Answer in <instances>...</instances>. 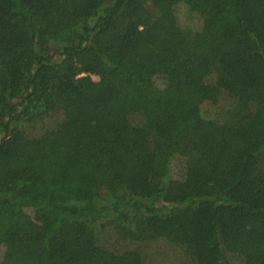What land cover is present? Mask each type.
I'll return each instance as SVG.
<instances>
[{
	"label": "trees",
	"instance_id": "16d2710c",
	"mask_svg": "<svg viewBox=\"0 0 264 264\" xmlns=\"http://www.w3.org/2000/svg\"><path fill=\"white\" fill-rule=\"evenodd\" d=\"M0 264H264V0H0Z\"/></svg>",
	"mask_w": 264,
	"mask_h": 264
},
{
	"label": "rangeland",
	"instance_id": "374dc122",
	"mask_svg": "<svg viewBox=\"0 0 264 264\" xmlns=\"http://www.w3.org/2000/svg\"><path fill=\"white\" fill-rule=\"evenodd\" d=\"M174 165H175V167H177V168H178V167H180V166H181V163H180V161H177V162H175V163H174Z\"/></svg>",
	"mask_w": 264,
	"mask_h": 264
}]
</instances>
